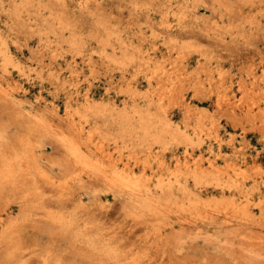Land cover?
Instances as JSON below:
<instances>
[{"label":"rangeland","instance_id":"obj_1","mask_svg":"<svg viewBox=\"0 0 264 264\" xmlns=\"http://www.w3.org/2000/svg\"><path fill=\"white\" fill-rule=\"evenodd\" d=\"M80 2L65 0L79 21L71 29L54 23L55 0H0L12 58L0 62V127L25 140L24 174L34 177L0 187V261L30 255L22 245L38 230L109 258L101 250L125 230L113 200L96 217L64 206L69 189L42 182V171L78 157L141 178L143 188L120 195L132 210L151 207L145 230L199 237L190 249L260 264L264 0H88L91 15ZM122 116L134 130L120 133Z\"/></svg>","mask_w":264,"mask_h":264},{"label":"snow or ice","instance_id":"obj_2","mask_svg":"<svg viewBox=\"0 0 264 264\" xmlns=\"http://www.w3.org/2000/svg\"><path fill=\"white\" fill-rule=\"evenodd\" d=\"M53 6L59 11L61 25L71 27L79 22L70 14L65 15L64 10L67 8L65 0H55ZM142 6L147 7L139 2L132 5L134 9ZM94 7L95 5L90 4L88 0H81L79 5L80 10L87 11L90 15ZM4 119L7 121L6 115ZM25 154V140L11 133L6 124L0 127V187L7 189L34 179L24 174L22 157ZM73 156H76L75 152ZM41 177L42 182H46L44 185L46 189L53 187L69 189L72 195L64 206L77 212L84 207L96 217H101L109 207L106 201L113 200L116 204L113 215L118 214L121 226L125 227V230L116 243L106 251L101 250L109 257L108 259L94 258L97 250L93 245H89V250L77 253L62 241L38 230L31 233L34 239H28L22 245L21 250L30 255L6 258L0 261V264H231V261L213 258L214 249H190L189 242L194 243L199 237L182 238L171 234L165 239L161 231L154 228L145 230L140 226L139 222L152 210L151 207H146L143 212L139 209L132 210L120 193L124 190L131 191L132 188H143L141 178L134 179L127 171L116 165H100L99 162L90 165L77 157L75 167L68 163L65 170V165L54 163L51 168L41 172ZM157 187L159 188V185ZM104 193H108V196H104ZM115 197H118V200L114 199ZM51 198L56 199L55 196ZM129 223L130 229L126 227ZM186 255L192 258L186 259ZM260 264H264V257H261Z\"/></svg>","mask_w":264,"mask_h":264},{"label":"bare ground","instance_id":"obj_3","mask_svg":"<svg viewBox=\"0 0 264 264\" xmlns=\"http://www.w3.org/2000/svg\"><path fill=\"white\" fill-rule=\"evenodd\" d=\"M30 1V0H29ZM26 2V1H25ZM30 3V2H29ZM26 4V3H25ZM24 6V5H23ZM30 6V5H29ZM53 18V17H52ZM55 18V17H54ZM57 18H55V22L54 23H56V24H59L60 25V19L58 20H56ZM180 20V19H179ZM53 21H54V19H53ZM63 26H67V25H63ZM69 26H67V28H68ZM74 26L72 25L70 28L71 29H74L73 28ZM109 31V30H108ZM107 31V32H108ZM55 32V31H54ZM111 33H112V31H110ZM79 33V32H78ZM98 34V33H97ZM102 34V33H101ZM110 34V33H109ZM55 35V34H54ZM70 36L69 37H71V39H72V41L74 42V43H80V41H81V37L82 36H80L79 34H77V32H74V31H72V32H70V34H69ZM108 37H109V35H108ZM107 39V38H106ZM105 40V39H104ZM0 62H1V64H6L7 62H9V60H12V58H11V56L9 55V53H8V50H7V48H6V45H5V40H4V38H3V36L1 35V33H0ZM86 105L88 106V108H90V106L92 105V103L91 102H89V101H87L86 102ZM121 115V114H120ZM122 121H124V119H123V116L121 117V119L119 120V122H120V133L122 132V133H126L127 131L128 132H130V131H132V130H134V128H132V127H130V126H127L126 124H123L122 123ZM108 122V121H107ZM106 122V123H107ZM108 124V123H107ZM119 124V123H118ZM145 128H148L146 131H149L150 129H149V127L148 126H145ZM153 128V127H152ZM160 129V128H159ZM127 130V131H126ZM162 131H163V128H161L157 133H155V138L156 139H160L161 138V136H162ZM122 135V134H121ZM75 150V149H74ZM73 150V152H75Z\"/></svg>","mask_w":264,"mask_h":264}]
</instances>
